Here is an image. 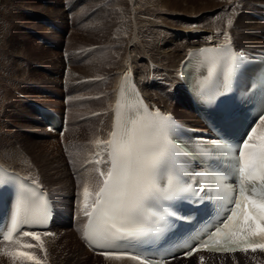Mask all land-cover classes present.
<instances>
[{"label": "rangeland", "instance_id": "rangeland-1", "mask_svg": "<svg viewBox=\"0 0 264 264\" xmlns=\"http://www.w3.org/2000/svg\"><path fill=\"white\" fill-rule=\"evenodd\" d=\"M256 1L259 0H140L142 5L138 7L139 3L135 1L137 5L135 8L132 5L131 10V0H0V161L32 179L36 177L52 192L58 203L62 204L69 193L70 202L67 205L73 208L77 187L84 188L89 178L88 175L76 178V169L85 159L83 157L89 147H99L98 137L109 122L108 119L105 122L103 113L98 116L92 113L110 109L116 70L121 60L115 53L123 56L129 45L131 27H126L122 16H129L127 19H130V14L133 11L137 14L139 10L142 11L140 15L148 16L146 13H150L152 23L149 29L152 33L147 34L152 42L141 41L146 45L141 49L143 52L140 50L141 66L145 69V58H150L153 65L157 63L170 70L172 63L169 60L159 63L153 55H149L154 53L150 44H155L157 31L167 37L168 33L179 34L185 25H196L221 38H226L228 31L240 47L248 44L258 46L264 42V35H253V28H264V22L256 20V25L250 27L244 24L248 25L244 17L250 16L246 9H252ZM229 13L232 17L231 27L226 25L229 22L227 18H219V15ZM47 20L54 21L62 30L48 27ZM143 25L144 21L142 25L138 23L137 31L142 38H146L144 33L147 27ZM37 35L50 40L51 44L57 43L54 44L56 47L40 42ZM114 37L116 40H113ZM63 45L65 54L70 53L71 58L64 80L70 84L79 83L77 87L74 84L68 87L72 98L69 105L62 102L65 90L62 88V74L67 66L61 49ZM86 49L90 51L84 52ZM78 51L83 52L78 54ZM36 64L47 68L42 70ZM156 74H162V71ZM156 82L155 89H150L155 93L150 101L152 98L158 100L163 104L159 107L165 106L167 110L173 103V111H181L183 103L170 97L172 84L168 80ZM30 99L34 104L67 108L70 116L68 131L62 136L47 131L36 120ZM194 119L189 124L197 123L196 116ZM90 168L88 173L93 174L96 187L99 183L97 173L94 165ZM71 179L75 181L72 185L69 183ZM73 224L57 220L54 228L58 231V239L63 241L44 242V264H105V261L93 258L86 251L79 235V224ZM64 231H68V236H63ZM260 254L264 263V253ZM198 258L199 255L191 264H201ZM224 260L223 263L227 264H254L252 257L245 254ZM21 263L0 254V264Z\"/></svg>", "mask_w": 264, "mask_h": 264}, {"label": "snow or ice", "instance_id": "snow-or-ice-1", "mask_svg": "<svg viewBox=\"0 0 264 264\" xmlns=\"http://www.w3.org/2000/svg\"><path fill=\"white\" fill-rule=\"evenodd\" d=\"M241 60L242 56L236 53L229 57L224 75L227 83H230ZM214 74L210 70L209 78ZM174 126L170 116H162L158 111L152 115L146 108L128 119H122L118 113L106 147L111 166L106 174L97 169L104 179L91 205V193L87 186L83 189L84 214L88 216L84 235L86 242L90 246L108 249L101 253L106 259L127 258L138 260L139 264H166V257L153 260L130 249L141 248L146 237L160 231L157 225L164 221V216H157L151 209L162 206L167 216L183 219L177 215L174 205L164 202L186 198L185 193L197 195L205 192L207 183L208 193L215 194L207 198H215L225 206L227 214L212 230L204 233L198 243H186L189 251L185 255L190 256L193 249L215 253H248L257 249L264 252V110L240 146L232 147L226 142L213 144V154L224 160V164L216 167L221 171L226 168V173L204 174L196 187L182 183L172 173L178 153L182 151L171 139L170 129ZM165 176L166 183L162 184ZM229 180L234 183H229ZM5 183L4 177L0 176V186H5ZM89 207L90 211L87 210ZM169 208L172 210L167 211ZM50 212L49 202L42 193L24 185L16 186L10 227L0 228V239L12 241L13 233H17L21 225L43 223ZM22 236L38 241L44 251L38 233L24 231ZM15 242L21 249L33 248L31 243ZM4 254L40 264L33 253L5 250Z\"/></svg>", "mask_w": 264, "mask_h": 264}, {"label": "bare ground", "instance_id": "bare-ground-1", "mask_svg": "<svg viewBox=\"0 0 264 264\" xmlns=\"http://www.w3.org/2000/svg\"><path fill=\"white\" fill-rule=\"evenodd\" d=\"M93 1H97V0H93ZM103 1H109V0H103ZM135 1H137V4L139 3L138 7L142 5L140 0L139 1L135 0ZM135 1L131 0L130 6L133 5L134 8H135L136 5H137V4H135ZM101 2H102V0H101ZM263 2H264V0H259V1L254 2L253 3V7L250 10L257 11V12L261 11V8H260V6H258V4L259 3H263ZM71 3L72 2H70V4ZM133 6H132L131 10H133ZM72 8L75 9L74 6ZM71 9L69 10L70 12L72 11ZM140 12H142V11L139 10V13L134 14V11H133V14L132 15L130 14V19H127L129 16L128 17L122 16L123 17V22H125L126 27L127 26L131 27V31L129 29V31H130L129 32L130 33V36H129L130 41H129V45L127 46V48L125 49V51L123 53V56L122 55L118 56V54L115 53V56H117V58H119V59L121 58V60H120L119 67H117V70H116V78L114 80L115 81V83H114V93H113V96H112L111 107H113V104H114V101H115V94H116V88H117V85H118V81H119L121 75L125 71H127L129 69L131 71L133 70L136 73V77H137L136 81L138 82L141 91L146 94V96H147V98L149 100L151 99L150 97H151V95H153L152 93L154 92V91H150V89H152L156 85V83H157L156 81L168 80V82H170V84H172V87L169 88L170 97L173 96L174 99L176 100V102H182L183 103V107L180 106L182 108L181 111L174 112L173 109H174L175 105L173 103H171L170 106L168 107V111H172L176 115L178 114L179 118L181 120H183L185 123H188V124L190 122L192 123V120L194 119L195 116H194V113H193V111L191 109L190 102H189V100L187 98V95L182 89V85H181V81H180V67H181V64H182V60L184 59V57L187 54V51L190 48H195V47L200 46L202 44L212 43L214 40L215 41L216 40L222 41L223 38L217 37L211 31H207L205 29H201V28H199L196 25H191V26L190 25H188V26L185 25L183 30L180 29L181 31H179V34L175 35V34H172V33H170V34L166 33L167 35L166 34L165 35L167 37H165L164 34L161 33L160 31L159 32L157 31V35L159 34L160 37L158 39L157 35H156L155 36L156 37L155 38L156 39L155 44L154 43L150 44L151 45L150 47L154 51V53H152V54L149 53V55L150 56L153 55L152 57L156 58L159 63H163L165 60H169L172 63V65L169 68L170 70H168V68L166 69L165 67H162V66L158 65L157 63H154L156 65H153L152 60L150 61V58H145L146 59L145 60V69H143V67L141 66V63H140V60H141V57H142V56H140V50L142 48H145L146 45L143 44L141 41L142 40H146L147 41L148 38H149L147 33H150V32L152 33L151 29H149L150 26H151V23H152L151 21L152 20H150V16H151L150 13L147 12L146 15H148V16H145V14L140 15L141 14ZM219 18L220 19L224 18L223 20H225L227 18V21H232L231 20L232 17H231L230 13L228 15H223V16L219 15ZM244 19L248 22L247 23L248 25H246V23H244L245 27H250L253 24L256 25V23L258 22V21H256L257 19L252 17V16H246V17H244ZM143 21H144L143 27L144 28L147 27L146 30H145V33H144V37H146V38H142L141 35L139 34V32L137 31V24L140 23L142 25ZM51 23L55 24V22L52 21V20L48 22L49 25H51ZM231 24H232V22H231ZM231 24H229V22H226V25L228 27H231L232 26ZM55 26H56V28L60 27L59 25H56V24H55ZM51 29L56 30L55 28H52V27H51ZM253 30H254L253 33H252L253 35H257L259 33L264 35V28H262V29L253 28ZM113 40H116V38L114 37ZM148 41L152 42V40H148ZM54 44H57V43H54ZM260 44H261V46H257V47H260L261 49H264V42L263 43L261 42ZM141 52H143V51L141 50ZM90 62H92V61H90ZM142 62H144V61H142ZM143 64L144 63H142V65ZM156 66H158V67H156ZM156 68H158V69H156ZM156 70H158V71H156ZM159 71H162V74H156ZM149 100H148V102H150ZM151 102H152V100H151ZM36 120L39 121L38 118H36ZM198 120H197V123L199 122ZM111 122H112V113H111V117H110V127H111ZM190 125H192V124H190ZM0 162L2 164H4L2 161H0ZM89 164L91 166V161L89 162ZM92 165H94V164H92ZM6 166L8 168H10V169H14V168H12V167H10L8 165H6ZM78 168L76 169L77 170V174H76L77 177L76 178H81V177H83L85 175H88L89 178H88L85 186H87L88 189H90V187H93L94 184H95V179L92 178L93 174L88 173L91 168L87 167L84 170L83 169H78ZM14 170H16V169H14ZM30 171H32V170H30ZM99 171H101L100 168H99ZM102 172L105 173V169L104 168H102ZM99 177H101V176L99 175ZM69 183H70V185H72V183L74 184L75 181L71 179V180H69ZM79 189H80L79 192L82 193V197L81 198H83V189L84 188L83 187H79ZM69 202H70V196H69V193H68L66 195L63 203L62 204L58 203L59 207L62 209L61 210L62 213H60L61 217H59L58 221H61V222L63 221L64 223H68V222L72 223V218H71L72 213L70 211L69 206L67 205ZM63 205L66 206V207H63ZM63 236H68V231H64L63 232ZM56 240L63 241L61 239H58V235H56L53 238L52 237H48L46 242L49 241L50 243H52L51 241H56ZM66 240H68V239H66ZM68 241H70V240H68ZM84 247H85L86 251L90 255L94 256L93 258H96V259L100 258L101 260L106 262L105 264H139L138 260H131V259H127V258L121 259V260L106 259L105 255L94 254L85 245H84ZM237 255H242V253L223 254V255L206 253V256L202 260H203V264H227V263H223V261H225L224 258H226V257L230 258V257L237 256ZM195 256L196 255H193L189 259H178V258H176V259H174L172 261L171 264H191V261L194 260V258H196ZM86 259L89 260V256H87Z\"/></svg>", "mask_w": 264, "mask_h": 264}]
</instances>
